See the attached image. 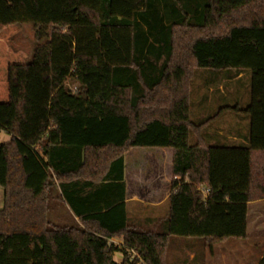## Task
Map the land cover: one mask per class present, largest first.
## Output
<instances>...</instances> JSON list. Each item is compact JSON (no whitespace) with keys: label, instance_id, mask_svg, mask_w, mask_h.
Returning <instances> with one entry per match:
<instances>
[{"label":"trees","instance_id":"obj_1","mask_svg":"<svg viewBox=\"0 0 264 264\" xmlns=\"http://www.w3.org/2000/svg\"><path fill=\"white\" fill-rule=\"evenodd\" d=\"M23 22L45 41L30 60L7 43ZM199 69L248 73L249 103L193 122ZM225 111L248 116L247 144L207 143ZM0 131V264H165L171 237L244 239L264 200V0H0ZM130 154L164 182L150 229L126 215Z\"/></svg>","mask_w":264,"mask_h":264},{"label":"rangeland","instance_id":"obj_2","mask_svg":"<svg viewBox=\"0 0 264 264\" xmlns=\"http://www.w3.org/2000/svg\"><path fill=\"white\" fill-rule=\"evenodd\" d=\"M44 42L43 40L37 41L35 39L34 29L30 22L19 24L7 41L13 50L22 52L26 60H30L34 50ZM235 75L236 72L233 69L223 71L199 69L194 72L190 81V119L193 122L198 123L206 116H213L222 106L237 104L240 108H244L249 103L250 76L248 73H243L240 78H233ZM66 85L70 89H75L77 84L69 78L66 80ZM248 127L249 119L246 114L225 111L216 119L211 120L202 132L205 136H211L212 140L207 139L209 144L234 146L243 145L242 141L248 137ZM233 136L236 137L233 139ZM8 140L9 136L5 132L0 131V142ZM189 142L191 144L194 143L192 135L189 136ZM166 204H164V207L158 208L156 212L154 211L159 215V218L166 216ZM2 206L3 189L0 187V209ZM255 207L264 209L263 204L250 205V215ZM152 213L148 208L142 209L138 206H133L129 220L136 226L139 225L145 229H150L153 227V220L146 222L143 219L146 216L150 217ZM260 220H264V217ZM251 227L250 225L249 236L246 240H227L214 246L211 253V262L213 264H237V259L232 258L234 251L230 253L226 251L227 244H234L235 254L246 251V259H248L249 253L252 252L250 255L256 254L259 249L252 246L254 240L251 236H253L254 231ZM205 251L207 249L201 238L171 237L166 249L164 263L202 264ZM114 255L116 259L119 256L118 253ZM191 255H195L194 260H192L193 257Z\"/></svg>","mask_w":264,"mask_h":264},{"label":"crops","instance_id":"obj_3","mask_svg":"<svg viewBox=\"0 0 264 264\" xmlns=\"http://www.w3.org/2000/svg\"><path fill=\"white\" fill-rule=\"evenodd\" d=\"M242 75L243 73H237L233 78H240ZM207 118L208 116L204 117L203 120ZM202 135H204L203 132H202ZM234 137L236 136H233V139ZM204 138L206 139V141L208 138L209 140H212L210 135L209 136L204 135ZM246 140L247 139L243 140L242 144H247ZM132 155L133 154H130V158L133 160L129 163L128 167H126L125 169V182H126V193L125 194L126 196H125L124 203H125L127 218L130 219L131 217L130 214H131L133 206H138L142 209L148 208V210L153 212L150 217L146 216L143 219V221L149 222L151 220H156L159 218V215L155 212L157 211L158 208H160L161 206L164 207V204L167 203L166 194L164 193L163 187H162V183L164 182L162 179H160V181L162 182H155L156 179L161 178L160 176H158V174H156V176H147V175L141 176L140 173L142 171V167L139 161H135L134 157H131ZM157 160H158L157 164L163 162V155L158 157ZM54 201H55V208L51 212V218L53 221L60 222V223H71L74 220L77 221V218L74 217L72 213L67 211L68 208L66 205L62 206L61 205L62 203L59 202L58 200H54ZM256 204L264 205V200H256V201H251L247 203V216H246L247 237L244 239H227V240H237V241L246 240L249 236L250 225L252 226L251 229L254 231L253 236H251L252 239L254 240V243L252 246L253 248L259 249L258 251H256L257 252L256 254L250 255L252 252L249 253L247 256L248 259H246L245 257L246 251L240 254L239 253L235 254L236 249H235L234 244H227L226 246V251H229V253L231 251L232 252L234 251L233 252L234 255L232 258L237 259V264H259L264 254V220L262 221L260 220L261 218L264 217V209H259L255 207L253 209V212H251V215H250V210H249L250 205H256ZM167 209L168 207L166 204L165 211H167ZM109 242L120 245L122 243V239L121 237H113L109 239ZM216 245L217 244L213 245V249H214V246ZM205 248L207 249L206 246ZM213 249H212V252H213ZM247 252L249 251L247 250ZM116 253H118L119 256L116 259L114 255L115 253H114L113 260L119 263L122 261V254L120 252H116ZM211 255L212 254L207 249V251L204 252L202 264H213L211 262ZM192 257H193L192 260H194L195 255ZM237 257H240V258H237Z\"/></svg>","mask_w":264,"mask_h":264}]
</instances>
